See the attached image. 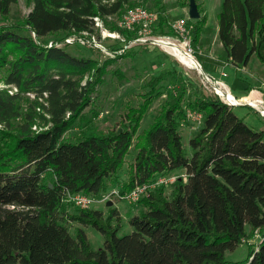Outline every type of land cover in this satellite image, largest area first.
I'll return each mask as SVG.
<instances>
[{
  "label": "trees",
  "instance_id": "obj_1",
  "mask_svg": "<svg viewBox=\"0 0 264 264\" xmlns=\"http://www.w3.org/2000/svg\"><path fill=\"white\" fill-rule=\"evenodd\" d=\"M17 1L0 0V15H9ZM30 1L22 25L0 24V264H264V239L245 260L225 259L226 251L244 242L247 226H264V129L254 130L217 96L196 95L186 104L183 88L165 101L135 144L136 129L168 71L148 80L142 107L129 109L123 128L66 138L90 104L92 82L81 81L98 62L48 42L93 33L95 17L118 16L130 0ZM196 1L201 14V0ZM178 4L186 7L189 0ZM155 12L152 32L175 36L166 15ZM206 23L201 15L188 24L194 51ZM218 37L235 67L247 66L253 54L264 65V0H223ZM36 107L42 110L38 116ZM186 108L204 116L189 142L191 157L179 132ZM37 117L47 128L33 129ZM132 146L136 154L121 195L179 168L186 170L187 181H176L171 198L163 195L164 186L142 196L138 203L145 210L129 219L133 231L122 236L111 224L120 217L117 208H110L106 219L90 208L68 214L67 196L97 198L106 192ZM64 221L95 227L103 247L93 249L83 228L73 236Z\"/></svg>",
  "mask_w": 264,
  "mask_h": 264
},
{
  "label": "rangeland",
  "instance_id": "obj_2",
  "mask_svg": "<svg viewBox=\"0 0 264 264\" xmlns=\"http://www.w3.org/2000/svg\"><path fill=\"white\" fill-rule=\"evenodd\" d=\"M200 2L203 10L200 15L205 14L207 16V23L203 29L201 38L200 45L203 46L202 51H195L193 55L201 64V70L185 66L178 60L170 48L167 49L150 43L134 44L118 59L111 57L99 48L92 47L90 44L81 47L77 46L78 43L66 44L65 48L72 54L91 57L98 62L97 67L86 73L84 79L81 81L82 84H85L87 81L92 82L90 104L81 112L79 119L65 133L66 138L71 140L84 134H105L126 126L129 122L128 120H130L127 117L129 109L131 107L135 109L142 107H140L142 103L141 96L149 91L146 86L148 80L163 72L169 71L170 74L159 83L158 91L155 92L157 97L153 98L147 114L141 120L140 126L134 134L133 139L135 144L157 117L165 101L178 90L181 91L183 88H187L186 104L192 101L196 95L215 96L204 85L203 76L204 74H208L209 66L212 67L211 70H214L215 76L219 77L222 73L220 71L221 67L216 69V61L210 57L207 58L206 55L210 54H208L206 45L212 46V50L216 54L223 52L222 55L225 57V50L218 37V14L223 0H201ZM129 3L122 11L123 14L135 7H145L155 11L161 10L171 23L181 18L187 20L188 24L194 21L188 14L189 5L183 7V9L179 6L178 0H130ZM157 3L159 4L158 6H156ZM31 8L32 4L30 0H18L17 3L12 5L9 15L5 17L0 15V24L22 25ZM121 14L106 20L100 19L101 26L96 27L92 34L97 42L99 41L110 48H120L137 36L132 33L131 36L122 34L123 41L122 39L121 41L119 39L115 41L113 40L114 37L104 39L105 36H109V33L115 32L110 25L118 26ZM151 35L175 37L173 35L165 36L161 35V33L153 32ZM51 37L54 38V36ZM111 58H113L112 61L109 60ZM222 69L226 74L225 77L223 76V79L237 99L243 100V98L248 97L264 100V65L256 54H253L248 65L240 68V70L229 64H226ZM241 95H244L243 98H239ZM30 98L34 100L35 97L32 94ZM38 101L41 100L39 99ZM35 110L37 116L42 113L39 107H36ZM233 111L237 116L243 118L254 130L259 131L264 129V116L257 109L243 104L234 106ZM46 118H49V116L46 115ZM179 122V132L182 136L183 146L188 157H191L193 150L189 142L203 127L204 116L202 113L198 114L186 108V117L180 118ZM45 123L46 120L37 117L33 129L40 130L47 128ZM133 148L132 146L129 153L123 158V164L112 175V178L109 179L110 186L107 191L101 193L97 198L92 197L94 199L93 203L89 205L90 209L101 210L104 213V219L107 218L110 208H117L119 210L120 217L111 220L113 226H119L120 228L118 236L131 233L133 228L129 223V219L145 210V207L141 203H138V201L130 202L117 196L120 187L128 183L130 167L136 154ZM187 178L186 170L179 168L156 174L150 183L153 185L152 190L164 186L162 189L163 195L171 198L175 190L176 181L181 179L183 182H186ZM108 202H112V204L108 205ZM71 203L65 202L64 208L68 214L75 215L81 207L75 203ZM64 224L73 236H75L78 228H83L93 249L97 250L103 247V235L95 227L85 226L77 221H64ZM246 231L244 242L235 250L226 251L225 259L227 261L237 262L245 260L248 257L250 248L254 247L257 249L260 241L264 239V226L254 230L247 226Z\"/></svg>",
  "mask_w": 264,
  "mask_h": 264
},
{
  "label": "built area",
  "instance_id": "obj_3",
  "mask_svg": "<svg viewBox=\"0 0 264 264\" xmlns=\"http://www.w3.org/2000/svg\"><path fill=\"white\" fill-rule=\"evenodd\" d=\"M95 26L100 27L101 22L99 17H95ZM157 22V13L154 10H150L145 7H135L132 9L127 10L123 16L118 21V26L123 31L128 32H135L136 37L133 38L129 43L123 45L121 49L113 50L110 47L105 46L101 42H97L95 40V37H93V33L89 32H82L80 34H74L64 39L62 42H55L50 41L48 42V47L52 45L56 46H62L66 44H74L78 43L80 46H84L86 44L92 45V47H96L101 49L102 51L109 54L111 57H115V55L123 53L125 50L131 48L134 44H153L158 45L165 48H170L171 45H178L182 46L185 50V53L189 56H192L195 53L193 47L190 44V36H189V29H188V22L185 19H178L171 23L173 29L176 32V35L174 38L171 37H161V36H155L151 35L153 27L155 23ZM122 32L115 31L112 33H109V36H105V38L114 37L113 40L117 41L118 39L121 41L124 40L122 38ZM35 36V34H34ZM113 44V43H112ZM116 44V43H115ZM196 62L200 66L201 70V64L199 61L195 58ZM223 76L225 77L226 74L222 72L219 77L212 75V74H204L203 80L204 85L208 87V89L217 97H219L224 103L227 105L234 107L238 105H247L254 109H257L262 116H264V100L263 99H253V98H243L237 99L230 91L229 87L226 85L225 80L223 79ZM200 114V113H198ZM201 117V115H199ZM153 188V185L151 183H147L144 185L137 186L134 190H132L129 193H126L125 195H121L119 192L117 193L118 198L120 199H126L130 202H137L139 199L148 194L149 191H151ZM67 200L75 203L76 205H79L81 208H89V205L93 203V198L90 195L86 194H69L67 196ZM263 240V239H262ZM260 241V243L262 242ZM258 249V247H257Z\"/></svg>",
  "mask_w": 264,
  "mask_h": 264
},
{
  "label": "crops",
  "instance_id": "obj_4",
  "mask_svg": "<svg viewBox=\"0 0 264 264\" xmlns=\"http://www.w3.org/2000/svg\"><path fill=\"white\" fill-rule=\"evenodd\" d=\"M184 9V8H183ZM203 15H205V14H203ZM206 16V15H205ZM206 26V25H205ZM202 33H203V31H202ZM202 33H201V37H200V42H199V46H198V52L200 51H202V45H200L201 44V38H202ZM222 44V43H221ZM222 47H223V45H222ZM206 49H207V51H208V54H210V55H206L207 56V58H211V59H213V60H215L216 61V63H217V66H216V69L217 68H220L221 67V69H220V71H222V72H224L223 71V69L222 68H224V66L226 65V64H229V65H233L232 63H231V61L230 60H227V57H226V52H225V57L222 55L223 54V52H219L218 54H216L213 50H212V46L210 47V46H208V45H206ZM224 49V48H223ZM234 66V65H233ZM211 68L212 67H208V69H209V71H208V73L209 74H212V75H215V73H214V70H211ZM237 68V67H236ZM238 70H240V68H237ZM225 73V72H224ZM243 96L244 95H241V96H239V98H243Z\"/></svg>",
  "mask_w": 264,
  "mask_h": 264
},
{
  "label": "bare ground",
  "instance_id": "obj_5",
  "mask_svg": "<svg viewBox=\"0 0 264 264\" xmlns=\"http://www.w3.org/2000/svg\"><path fill=\"white\" fill-rule=\"evenodd\" d=\"M168 49V48H167ZM170 50L173 51L174 55L178 58V60L183 63L185 66L195 67L197 70H200V66L196 62L195 58L192 56H189L185 53V50L182 46L178 45H171ZM171 51V52H172ZM172 53V54H173Z\"/></svg>",
  "mask_w": 264,
  "mask_h": 264
},
{
  "label": "water",
  "instance_id": "obj_6",
  "mask_svg": "<svg viewBox=\"0 0 264 264\" xmlns=\"http://www.w3.org/2000/svg\"><path fill=\"white\" fill-rule=\"evenodd\" d=\"M188 14L191 19L197 20L200 18V12L198 9V4L196 0H189V9ZM112 202H108V205H111Z\"/></svg>",
  "mask_w": 264,
  "mask_h": 264
}]
</instances>
